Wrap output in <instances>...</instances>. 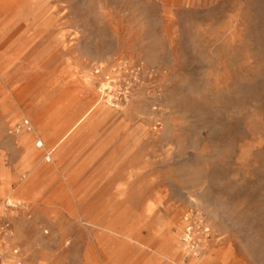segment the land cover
<instances>
[{
    "label": "rangeland",
    "instance_id": "obj_1",
    "mask_svg": "<svg viewBox=\"0 0 264 264\" xmlns=\"http://www.w3.org/2000/svg\"><path fill=\"white\" fill-rule=\"evenodd\" d=\"M0 229V264H264V0H0Z\"/></svg>",
    "mask_w": 264,
    "mask_h": 264
},
{
    "label": "bare ground",
    "instance_id": "obj_2",
    "mask_svg": "<svg viewBox=\"0 0 264 264\" xmlns=\"http://www.w3.org/2000/svg\"><path fill=\"white\" fill-rule=\"evenodd\" d=\"M30 130H32L31 128H30ZM33 133H35L36 134V130L33 132H29V131H27L26 130V132H24L23 134H21L20 135V139L21 140H23V141H25V139H27L31 134H33ZM19 134V133H18ZM17 134V135H18ZM44 139V138H43ZM43 139H40V140H38V141H36L35 142V145L34 146H31V147H29L28 148V150H27V152H26V154H27V156H28V158L30 159V162L32 163H34V161L37 159V153H36V151H35V147L36 146H43V145H45V142L43 141ZM47 139V138H46ZM59 146H57V147H54V144H53V146H52V149H53V151L54 150H56L57 148H58ZM53 151L51 152V153H53ZM30 168V167H29ZM26 172V171H25ZM8 201L9 202H12V197H9L8 198ZM19 203V202H18ZM15 205L17 204L16 202L14 203ZM190 241V240H189ZM159 254H160V256H163L162 258L164 259V261H166V260H170V259H174V257H176L177 258V260L181 263V264H185V262L183 261V259H181L178 255H175V254H172V253H170V252H168L167 250H164V249H162L161 247L159 248Z\"/></svg>",
    "mask_w": 264,
    "mask_h": 264
},
{
    "label": "crops",
    "instance_id": "obj_3",
    "mask_svg": "<svg viewBox=\"0 0 264 264\" xmlns=\"http://www.w3.org/2000/svg\"><path fill=\"white\" fill-rule=\"evenodd\" d=\"M59 147L62 148V146H59ZM114 231H116V230L114 229ZM142 244L144 245L142 251H147V253L150 252V253L156 254L158 256L159 260L163 259L162 258L163 256H160V254H159L160 246H153L152 244H149V243H142ZM176 261L179 262L177 259H176Z\"/></svg>",
    "mask_w": 264,
    "mask_h": 264
},
{
    "label": "built area",
    "instance_id": "obj_4",
    "mask_svg": "<svg viewBox=\"0 0 264 264\" xmlns=\"http://www.w3.org/2000/svg\"><path fill=\"white\" fill-rule=\"evenodd\" d=\"M24 125L26 126V127H29V121H25V123H24ZM6 230H7V228H6ZM4 232H6L5 230H2V229H0V246L2 245L1 243V239H2V236H3V234H5ZM1 248V247H0ZM1 251V250H0Z\"/></svg>",
    "mask_w": 264,
    "mask_h": 264
}]
</instances>
